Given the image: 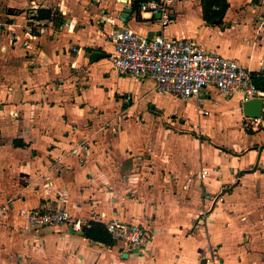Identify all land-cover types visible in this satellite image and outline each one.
Here are the masks:
<instances>
[{
    "label": "crops",
    "instance_id": "crops-1",
    "mask_svg": "<svg viewBox=\"0 0 264 264\" xmlns=\"http://www.w3.org/2000/svg\"><path fill=\"white\" fill-rule=\"evenodd\" d=\"M227 2L208 23L201 0H177L162 28L132 0H22V9L0 0V264H264V105L246 118L238 96L212 91L188 99L197 125L186 113L176 123L151 100L152 80L121 75L110 59L112 34L128 29L264 75V0ZM218 96L219 128L204 137L201 104ZM43 203L104 226L143 225L148 239L130 249L71 224L36 229L19 212Z\"/></svg>",
    "mask_w": 264,
    "mask_h": 264
},
{
    "label": "built area",
    "instance_id": "built-area-1",
    "mask_svg": "<svg viewBox=\"0 0 264 264\" xmlns=\"http://www.w3.org/2000/svg\"><path fill=\"white\" fill-rule=\"evenodd\" d=\"M177 0H150L140 4V10L159 16L162 28L172 22L171 6ZM0 24V31L2 30ZM113 68L121 75H132L154 82L158 94L177 99L202 101L216 91L224 98L239 97L241 102L253 98L264 99V92L254 82L259 73L240 65L237 61L204 51L185 39H169L162 33L144 37L128 29L112 34ZM18 37L14 36V40ZM27 45V44H25ZM86 150V145L83 144ZM203 175L207 174L203 170ZM212 202L218 198L207 197ZM20 215L36 229H54L71 224L76 232L89 226L80 218H72L64 207L43 203L32 211L21 210ZM105 228L112 240L130 249L142 245L147 239L143 225L111 219Z\"/></svg>",
    "mask_w": 264,
    "mask_h": 264
},
{
    "label": "rangeland",
    "instance_id": "rangeland-1",
    "mask_svg": "<svg viewBox=\"0 0 264 264\" xmlns=\"http://www.w3.org/2000/svg\"><path fill=\"white\" fill-rule=\"evenodd\" d=\"M6 2L9 5H13V6H18L19 8L22 9V0H6ZM16 51H21L22 47L20 44H14V48ZM146 89H150V85L148 84L147 87H145ZM154 93V94H153ZM150 96L151 100L153 99V96L155 97V101H159L162 104V109H165V111L169 112L170 114H168L169 116H173V120L177 123L179 122V119L184 116L183 113L187 114V115H191L192 118H190L193 121V125H197L198 123V112L197 110H195L194 106L196 104V102L194 100H188V101H184V100H176V101H171V100H167L166 98H162V96H160L159 94L157 96H155V94H157L156 92H153ZM153 95V96H152ZM217 96V95H216ZM219 97V96H218ZM221 98V97H219ZM153 101V100H152ZM151 101V102H152ZM214 102V106L212 105ZM225 101L224 99H218V98H214V101L208 100L204 103L201 104V108H204L206 110H208L210 113L207 116L201 117L200 118V122L202 123V125L204 123H206V130L205 132H201L202 135H204V137H206V133H208L209 135L214 131V129L219 128L217 125H213L210 124L211 122H214V119L216 120H221L222 118L219 117V114L217 113L219 111V107L217 106V104H220V107L223 106L221 104H223ZM153 103V102H152ZM154 104V103H153ZM171 113L173 115H171ZM142 114V113H141ZM229 125L233 128L235 126V119L234 116L232 115H228L227 117ZM197 121V122H196ZM194 122H196V124H194ZM196 127V126H194ZM213 128V129H212ZM197 130V129H196ZM232 130V129H230ZM226 131V130H225Z\"/></svg>",
    "mask_w": 264,
    "mask_h": 264
},
{
    "label": "trees",
    "instance_id": "trees-1",
    "mask_svg": "<svg viewBox=\"0 0 264 264\" xmlns=\"http://www.w3.org/2000/svg\"><path fill=\"white\" fill-rule=\"evenodd\" d=\"M147 1L150 0H132L131 8L137 16L140 12V4ZM201 6L204 20L208 23H213L214 21L220 22L222 20L229 4L227 0H201ZM215 7L217 9H215ZM46 17H49L48 13L41 11L40 18L43 19ZM254 82L256 87L264 92V75H258V77L254 79ZM82 232L86 238L95 242L108 246H112L114 243L105 226L99 222H89V226L83 228Z\"/></svg>",
    "mask_w": 264,
    "mask_h": 264
},
{
    "label": "water",
    "instance_id": "water-1",
    "mask_svg": "<svg viewBox=\"0 0 264 264\" xmlns=\"http://www.w3.org/2000/svg\"><path fill=\"white\" fill-rule=\"evenodd\" d=\"M130 10L125 8L124 9V16L130 14ZM152 37V36H151ZM149 37V38H151ZM100 55V56H98ZM105 54H99V52H94L93 57H105ZM263 105H264V99L262 98H253L250 100H247L245 102H242L241 108L243 111V114L246 118L250 119H258L262 116L263 111ZM80 235H83V232H80Z\"/></svg>",
    "mask_w": 264,
    "mask_h": 264
}]
</instances>
